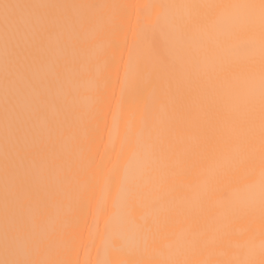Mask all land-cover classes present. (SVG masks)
Returning <instances> with one entry per match:
<instances>
[{"label": "snow or ice", "instance_id": "1", "mask_svg": "<svg viewBox=\"0 0 264 264\" xmlns=\"http://www.w3.org/2000/svg\"><path fill=\"white\" fill-rule=\"evenodd\" d=\"M0 264H264V0H0Z\"/></svg>", "mask_w": 264, "mask_h": 264}, {"label": "bare ground", "instance_id": "2", "mask_svg": "<svg viewBox=\"0 0 264 264\" xmlns=\"http://www.w3.org/2000/svg\"><path fill=\"white\" fill-rule=\"evenodd\" d=\"M88 2L95 3H119V4H151L156 2H166V0H88ZM135 21V10L132 14V22ZM123 39V36H121ZM128 39H132L131 24L128 27ZM126 53V48H125ZM119 55V52H117ZM116 92H119V85H116ZM115 99H112L110 104L106 106V115L102 118L99 128L95 132V143L94 150L96 152L97 160L106 159L109 155L113 159L116 157V153L119 151L121 142L120 138L124 130L125 123L133 117L135 112V107L125 103L121 111L117 114L116 120L117 123L114 124L113 108L115 107ZM107 196L108 202H111V194L106 193L103 188H98L95 193V198L93 200V206L89 208L88 214L86 217L85 224V236L87 235L88 227H95L96 224V212L98 208H103L105 197ZM100 223L103 224V211H100ZM99 242V241H97ZM95 256V250L92 251V257ZM80 258L86 259L89 258L86 254V251L81 248Z\"/></svg>", "mask_w": 264, "mask_h": 264}]
</instances>
